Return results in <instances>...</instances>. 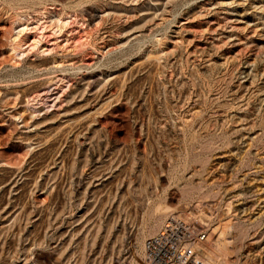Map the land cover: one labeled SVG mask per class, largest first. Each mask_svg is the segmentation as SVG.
Wrapping results in <instances>:
<instances>
[{"label":"rangeland","instance_id":"1","mask_svg":"<svg viewBox=\"0 0 264 264\" xmlns=\"http://www.w3.org/2000/svg\"><path fill=\"white\" fill-rule=\"evenodd\" d=\"M172 213L264 264V0H0V264H145Z\"/></svg>","mask_w":264,"mask_h":264},{"label":"built area","instance_id":"2","mask_svg":"<svg viewBox=\"0 0 264 264\" xmlns=\"http://www.w3.org/2000/svg\"><path fill=\"white\" fill-rule=\"evenodd\" d=\"M207 238V230L193 219L172 213L160 232L146 240L145 264H208L201 254Z\"/></svg>","mask_w":264,"mask_h":264},{"label":"bare ground","instance_id":"3","mask_svg":"<svg viewBox=\"0 0 264 264\" xmlns=\"http://www.w3.org/2000/svg\"><path fill=\"white\" fill-rule=\"evenodd\" d=\"M28 26V25H27ZM30 29V28H29ZM27 30V27H25V28H23V30H22V32L24 33V31H26ZM29 31V30H28ZM19 32H21V31H19ZM27 32V31H26ZM27 34V33H26ZM36 41V40H35Z\"/></svg>","mask_w":264,"mask_h":264}]
</instances>
